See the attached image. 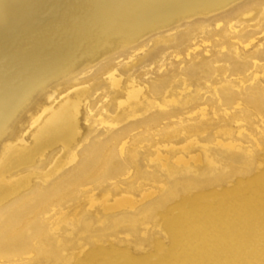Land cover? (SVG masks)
I'll use <instances>...</instances> for the list:
<instances>
[{
  "label": "rangeland",
  "instance_id": "374dc122",
  "mask_svg": "<svg viewBox=\"0 0 264 264\" xmlns=\"http://www.w3.org/2000/svg\"><path fill=\"white\" fill-rule=\"evenodd\" d=\"M15 1L0 4V30L13 28L0 96L20 93L0 120V171L26 186L0 205V229L4 212L17 209L36 224L28 250L0 255V264H264V59L239 70L222 58L246 55L264 0L174 6L164 20V9L149 12L142 26L120 14L130 0L105 17L93 16L100 0ZM85 14L89 32L76 41L74 22ZM253 46L264 49V36ZM168 80L173 93L162 87ZM132 83L142 96L120 106ZM58 110L77 125L68 149L40 132ZM122 193L135 208L105 211L104 199Z\"/></svg>",
  "mask_w": 264,
  "mask_h": 264
},
{
  "label": "bare ground",
  "instance_id": "6f19581e",
  "mask_svg": "<svg viewBox=\"0 0 264 264\" xmlns=\"http://www.w3.org/2000/svg\"><path fill=\"white\" fill-rule=\"evenodd\" d=\"M205 1H207V0H130L129 1L130 7L128 6V8H130V11L124 12L122 9L123 12L120 14H123V16L128 21L134 20L133 22H131L130 25L133 24L135 26L136 25L142 26V25H145V24H148L149 22H151L150 21L151 18L148 16L149 12L156 13V12H159L160 10L164 9L166 11V13L162 16L157 17V19H159V20L160 19L164 20V19L169 18L172 15V13L174 12L173 9L175 8L174 6H178V8H180V11L181 10L186 11V10H188V9L198 5V4H201L200 2H203L201 5L207 6L208 4L204 3ZM0 2H1L0 4H9V3L13 4V3H16L17 1H15V0H1ZM116 4H117V0H100L95 5L94 9H92L93 14H94L93 16L100 17L99 15H101V17H105V15H107L111 11V9H115V13L118 14L119 10L116 7ZM88 19L91 20V19H93V17H91V15H89V14H85V16H82L81 18H77L76 21L74 22V26L77 30L75 31L76 35H74L73 37L76 41L82 40V37H80L81 34L84 35V34L89 32V31H87V26L85 25L87 21L89 22ZM112 26H117V25L113 24ZM231 28L234 31L237 30L236 25H232ZM260 29H261L262 34L260 33L259 36H257V37L256 36L253 37L257 33L255 30H251L250 32H248L244 36V39H246V40L248 38L250 39L249 41L247 40L248 42L245 41L247 44H245L244 47H245V49H249V50L247 51V53L244 57H242L241 59H238V57H235V56H229L228 57V56L224 55V57H222V58L223 59H225V58L230 59L232 61V64H236L235 68L239 69V70L250 68L249 65L252 62L254 64H258L257 62H258L259 58L264 59V49H262V50L258 49L255 46H253V44L256 42L258 37L264 36V22L262 25H260ZM222 31H223V29H222ZM12 34H13V28H8L4 31L0 30V55H4L6 53V42H7L8 38L11 37ZM93 37H95V36H93ZM97 40L98 39H95L94 41H97ZM242 42H243V40H242ZM199 66L203 67L202 72L204 75H207L208 74L207 72H208V70H210V67L206 63H201V64H199ZM110 69H112V68H109L108 70H110ZM257 76L258 75L256 74L255 77H257ZM110 80H111L113 87H119L122 84V79L119 78L115 73H112L110 75ZM162 87H168V88L171 87V92H172L173 83L171 82V80H168L162 84ZM143 90H144L143 87H136L135 83H132L130 85V89H128V91H127V98L125 100L120 101L119 105L122 106L125 103L130 102L132 99L140 98L142 96ZM31 91H30V94H32L34 92L33 91L31 93ZM117 94H119V93H117ZM222 94L225 97H231L232 96V92L229 89H225L224 92H222ZM19 95H20V93L15 91V90H13V91L12 90H6L3 93V96H0V120H1V118L5 117L11 110H13L17 107V105L19 104L18 103ZM171 100H172V102L176 101L175 99L174 100L171 99ZM22 101H24V100H22ZM42 108H43V105H41L39 110H41ZM74 108L76 110V114H78L79 104H76ZM71 109H72V107H71ZM48 110L49 109L46 108L42 112L40 111V113H37L38 111L35 112L34 115H38V116L34 120V123L40 121V118ZM69 119H70V114L68 112L63 114L60 110L54 111L48 117V119L46 120V125L41 128L42 130L40 132H42V135H45V134L49 135L48 136V142H46L47 144H49V146L52 144L50 141H53V140L62 141L65 149H68L72 144L75 143L73 139L75 137L77 125L76 124L70 125ZM101 121H103V120H101ZM101 124H102V122H101ZM3 125H2V127H3ZM20 141L23 143L25 141V138H22ZM125 144L126 143L124 142L123 145H121L122 149L124 148ZM9 145H10V147L8 149V152L10 154L11 150H13L15 148V145L11 146V143ZM226 145L232 147L235 145V143L233 141H230V142H227ZM16 149L17 148H15L14 150H16ZM161 156H162V154H161ZM33 159H35V158H33ZM186 159L184 157H182V155H181V157L177 158V162H181V163L184 162L183 164H185V163L188 164L189 160H186ZM193 159L195 161L201 160L200 156H198V155L196 157H193ZM74 160H76V157H74L72 159V161H74ZM64 163L65 162L61 161V160L57 161L58 166H62ZM8 176L9 175L6 171L5 172L2 170L0 171V205L2 203L6 202L7 200H9L10 198H12L13 196H15L16 194H18L26 186V183L21 182L19 180H11L10 181L8 179ZM85 182H88V180H86ZM154 193H155V191L143 193L141 201L152 196ZM137 203H138V201L134 200L131 196L123 195V193H122V196L115 198L114 201L111 203L109 202L108 198H105L103 201V206H104L105 211L115 212L118 215V214H121V213H119L121 211L123 212L126 209L135 208ZM26 207L27 206H25V208ZM3 218H5V226L2 229H0V255L1 256L10 255V253H18L21 251L22 252L27 251L28 247H29L28 242H27V236H28L27 230H29L32 226H34L36 224L35 214L33 216H31V214L25 212V209L23 211H22V209H17L15 211H7L6 213L4 212ZM44 249H45V247H44ZM56 253L61 254V251L58 250V251H56Z\"/></svg>",
  "mask_w": 264,
  "mask_h": 264
}]
</instances>
